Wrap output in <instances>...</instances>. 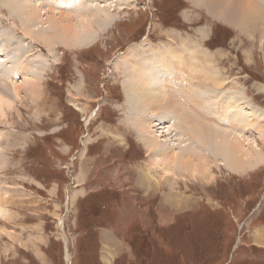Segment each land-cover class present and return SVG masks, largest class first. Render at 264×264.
I'll use <instances>...</instances> for the list:
<instances>
[{
  "label": "rangeland",
  "instance_id": "rangeland-1",
  "mask_svg": "<svg viewBox=\"0 0 264 264\" xmlns=\"http://www.w3.org/2000/svg\"><path fill=\"white\" fill-rule=\"evenodd\" d=\"M197 1L133 0L122 10L115 5L117 21L107 31L94 29L93 45L67 48L57 41L51 53V37L35 43V32V40L24 36L20 22L2 11L0 24L14 27L22 54L19 94L0 90L7 102L0 104L7 112L0 119V264H43L33 253L40 230L68 250L63 262L60 245L45 249L49 264H103L99 251V261L83 254L75 259V229L98 225L89 213L97 206L110 212L102 221L114 224L117 236L127 239L132 224L150 234L141 258L123 251L114 264H264L256 236H264V164L245 172L218 163L205 174L171 171L155 164L126 120L119 61L142 41L150 48L197 47L223 77V91H240L252 109L264 112V30L235 27L228 6L222 4L223 12L212 1ZM29 60L37 65L33 71ZM6 63L0 67L3 84L12 70ZM195 116L196 106L192 128ZM163 129L164 136L156 133L163 143L179 152L187 147L178 123ZM256 140L264 154V142ZM77 198L86 201L79 211L85 227L77 225ZM228 238L234 245H226Z\"/></svg>",
  "mask_w": 264,
  "mask_h": 264
},
{
  "label": "bare ground",
  "instance_id": "bare-ground-1",
  "mask_svg": "<svg viewBox=\"0 0 264 264\" xmlns=\"http://www.w3.org/2000/svg\"><path fill=\"white\" fill-rule=\"evenodd\" d=\"M207 1H212L211 6H219L220 9L222 4L228 6L229 9L225 12L235 27L258 26L264 30V0ZM132 2L133 0H0V19L2 11H6L12 19L20 22L24 36L33 39L34 33L31 32H35L40 39H33L35 43L51 37L48 44L50 48H47L51 53L59 43L57 41H61L67 48L93 45L98 36H94L93 30L100 33L107 31L106 28L117 21V17L112 16L111 7L116 5L122 10ZM230 11H235L233 17H230ZM228 19L225 21L228 22ZM19 41L21 40L14 35L13 26L3 29L0 24V67L3 59H6L5 67L13 70L9 73L8 82H0V90H9L10 94H19L16 79L21 71V67H17L22 54L20 46L18 48ZM195 48H150L143 41L128 48V52L119 61L124 76L122 87L128 124L150 152L155 164L181 174H205L216 163L223 164L232 171L242 172L264 164V154L258 149L256 140L259 137L264 142V112H260L258 108L252 109L240 91H223V77L218 72L216 74V71L212 72L210 57L200 54L201 51ZM31 60L27 62V69L33 71L36 63H31ZM205 60H208L207 63L203 62ZM37 73L34 71L33 77L41 78ZM11 89L14 93H11ZM9 97L12 99V96ZM1 102L3 103L0 91V104ZM195 106L196 118L192 128V109ZM6 113L0 107V119ZM204 115L209 118V124L203 122ZM170 122L180 125V136L187 144L180 152L156 137L157 132L161 137L164 136L166 131L161 130V127ZM251 131L256 132L250 133ZM162 147L166 151H162ZM61 221L62 228L64 225Z\"/></svg>",
  "mask_w": 264,
  "mask_h": 264
},
{
  "label": "trees",
  "instance_id": "trees-1",
  "mask_svg": "<svg viewBox=\"0 0 264 264\" xmlns=\"http://www.w3.org/2000/svg\"><path fill=\"white\" fill-rule=\"evenodd\" d=\"M215 35H216V32H215ZM215 35L213 34V36L211 37L209 42L213 41ZM85 202H86L85 198L79 200V202H78L79 211H80L81 203L85 204ZM83 208H84V206H83ZM113 211H115V210H113ZM89 213H90L91 217H93L98 222L97 223L98 225L97 226H91L88 224L87 228L83 229V231L77 232L80 234V236L77 238V249H76V256L77 257L75 258L77 260H78V256L81 254H83L85 257L92 258L94 261H95L94 257H96L98 260L97 251L99 250V236H98V232H97L96 228L102 227V226H107V224H105L104 221H102V215H105L107 213L110 214V212H107V209L103 206L94 207V209L92 211H90ZM82 214L83 213H81V212L79 213V222H81L83 227H85L86 223H85V221L82 222V220H83ZM105 218L107 219L106 216H105ZM259 222L261 224H264V211H263V218ZM99 224H101V225H99ZM79 225H80V223H79ZM142 229L144 230L142 225L135 226V224H132L128 230L127 239H126L127 243L129 244V246L131 248L132 255H134V257H137V259L141 258V256H142L141 252H143L142 250L146 249L150 245L149 244V242H150L149 241V235L150 234L148 231H143ZM237 231L238 230L236 229V233H237ZM229 232H231V231H229ZM55 242L56 241L52 240L50 242L49 248L53 247L54 245L57 246L56 244L60 245V247L62 248L61 254H62V258H63V256H64V244L61 241H59V243H55ZM226 245L232 246L234 244L233 243L231 244V242L229 243V238H228V239H226ZM75 259H73V260H75ZM217 261H218V259H217ZM252 261H254V260H252ZM63 262H64V258H63Z\"/></svg>",
  "mask_w": 264,
  "mask_h": 264
},
{
  "label": "crops",
  "instance_id": "crops-1",
  "mask_svg": "<svg viewBox=\"0 0 264 264\" xmlns=\"http://www.w3.org/2000/svg\"><path fill=\"white\" fill-rule=\"evenodd\" d=\"M74 200L78 203L80 199L77 198L73 199L72 201L74 202ZM78 223L79 209L77 213V225ZM96 229L99 236V259L103 264H114L121 252L123 253V251H127L126 253H128L129 251H131V248L126 241V238H124V236H117L114 224L110 226L97 227ZM75 232L76 234H78L79 237L80 234L77 233L76 229ZM256 236L258 239L261 240L260 245H264V236L260 234ZM256 236L251 235L252 240L256 239ZM51 238V235L47 234L45 230H40V232L35 236V246L33 248V253L35 254L36 258L43 264H49V256L45 249L49 247ZM64 250V254L66 255L68 250H66V247Z\"/></svg>",
  "mask_w": 264,
  "mask_h": 264
}]
</instances>
